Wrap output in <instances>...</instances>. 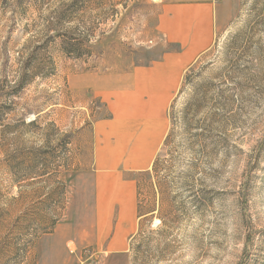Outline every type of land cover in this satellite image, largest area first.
Wrapping results in <instances>:
<instances>
[{
	"label": "rangeland",
	"instance_id": "1",
	"mask_svg": "<svg viewBox=\"0 0 264 264\" xmlns=\"http://www.w3.org/2000/svg\"><path fill=\"white\" fill-rule=\"evenodd\" d=\"M72 2L0 0V264H264V0H220L132 222L116 221L122 202L104 224L80 178L98 117L86 88L152 56L151 0Z\"/></svg>",
	"mask_w": 264,
	"mask_h": 264
},
{
	"label": "crops",
	"instance_id": "2",
	"mask_svg": "<svg viewBox=\"0 0 264 264\" xmlns=\"http://www.w3.org/2000/svg\"><path fill=\"white\" fill-rule=\"evenodd\" d=\"M150 5L145 38L153 45L152 56L145 62L143 56H121L117 69L86 88L98 102V117L91 123V163L80 178L85 176L84 202L108 208L102 218L97 213L102 224L114 220L122 202H131L129 218L120 211L116 221L132 222L136 180L154 167L184 72L215 41L220 0H151Z\"/></svg>",
	"mask_w": 264,
	"mask_h": 264
},
{
	"label": "trees",
	"instance_id": "3",
	"mask_svg": "<svg viewBox=\"0 0 264 264\" xmlns=\"http://www.w3.org/2000/svg\"><path fill=\"white\" fill-rule=\"evenodd\" d=\"M73 2H72V4L70 5V7L72 8V14L73 13H75V12H77V10H78V6L81 4L82 5V3H83V0H72ZM84 4V3H83ZM75 11V12H74ZM51 32H52V35H51V38H55V37H62V38H64L65 37V34H63V32H62V30L61 31H59V30H51ZM91 38V36L89 35V36H87V37H85V39L83 40V42L82 43H87L88 41H89V39ZM64 52H66L67 53V50H66V48L64 47Z\"/></svg>",
	"mask_w": 264,
	"mask_h": 264
}]
</instances>
